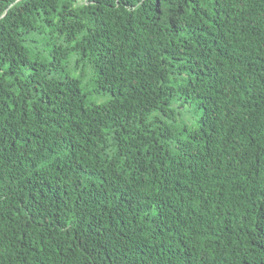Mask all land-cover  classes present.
<instances>
[{"label":"trees","instance_id":"trees-1","mask_svg":"<svg viewBox=\"0 0 264 264\" xmlns=\"http://www.w3.org/2000/svg\"><path fill=\"white\" fill-rule=\"evenodd\" d=\"M0 264H264V0H0Z\"/></svg>","mask_w":264,"mask_h":264}]
</instances>
